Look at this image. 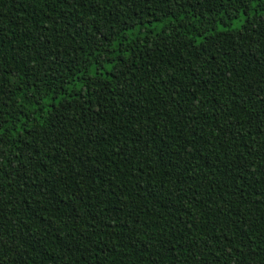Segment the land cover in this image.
<instances>
[{
	"label": "trees",
	"instance_id": "1",
	"mask_svg": "<svg viewBox=\"0 0 264 264\" xmlns=\"http://www.w3.org/2000/svg\"><path fill=\"white\" fill-rule=\"evenodd\" d=\"M0 264H264V0H0Z\"/></svg>",
	"mask_w": 264,
	"mask_h": 264
}]
</instances>
